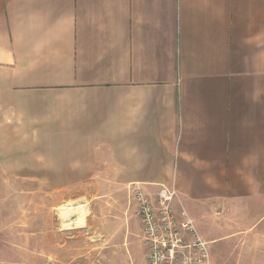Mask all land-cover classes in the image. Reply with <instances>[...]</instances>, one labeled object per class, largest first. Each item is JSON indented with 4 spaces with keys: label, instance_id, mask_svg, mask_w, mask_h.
<instances>
[{
    "label": "crops",
    "instance_id": "1",
    "mask_svg": "<svg viewBox=\"0 0 264 264\" xmlns=\"http://www.w3.org/2000/svg\"><path fill=\"white\" fill-rule=\"evenodd\" d=\"M8 179L47 206L51 179L173 187L202 233L214 208L264 231V0H0Z\"/></svg>",
    "mask_w": 264,
    "mask_h": 264
},
{
    "label": "rangeland",
    "instance_id": "2",
    "mask_svg": "<svg viewBox=\"0 0 264 264\" xmlns=\"http://www.w3.org/2000/svg\"><path fill=\"white\" fill-rule=\"evenodd\" d=\"M61 184L67 188L53 193L50 206L32 200L38 188L32 179H8V184L0 186V264H149L151 247L139 207L126 190L118 194L101 191L93 204L86 201V195L83 198V179H51V186L58 189ZM151 199L159 200L158 195ZM173 210L178 215L175 205ZM208 217L215 223L209 225L215 235L206 233L208 229L202 233L195 225L208 244L210 264H264L261 222L247 227L233 212L218 208ZM128 218L136 221L131 232ZM113 220L121 224L112 226ZM222 222L230 225L223 227ZM181 232L182 248L174 264H188L194 258V249L183 248L193 243L192 235ZM129 233L136 234V241ZM224 235L227 240L212 243L211 239Z\"/></svg>",
    "mask_w": 264,
    "mask_h": 264
},
{
    "label": "built area",
    "instance_id": "3",
    "mask_svg": "<svg viewBox=\"0 0 264 264\" xmlns=\"http://www.w3.org/2000/svg\"><path fill=\"white\" fill-rule=\"evenodd\" d=\"M130 197L139 207L146 240L150 243L149 264H174L182 248V230L193 238L192 244L183 247L194 249V258H190L188 264H210L208 244L199 236L195 221L182 207L175 188L163 187L157 203L140 188L130 189ZM176 202L181 206L178 215L173 210Z\"/></svg>",
    "mask_w": 264,
    "mask_h": 264
}]
</instances>
